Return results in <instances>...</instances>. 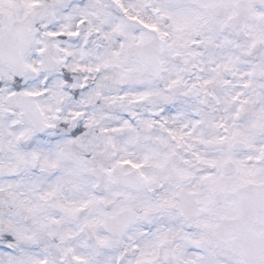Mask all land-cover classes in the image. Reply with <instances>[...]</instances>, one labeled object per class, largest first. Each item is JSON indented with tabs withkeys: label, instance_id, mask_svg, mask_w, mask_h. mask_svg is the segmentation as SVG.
Instances as JSON below:
<instances>
[{
	"label": "snow or ice",
	"instance_id": "obj_1",
	"mask_svg": "<svg viewBox=\"0 0 264 264\" xmlns=\"http://www.w3.org/2000/svg\"><path fill=\"white\" fill-rule=\"evenodd\" d=\"M0 264H264V0H0Z\"/></svg>",
	"mask_w": 264,
	"mask_h": 264
}]
</instances>
